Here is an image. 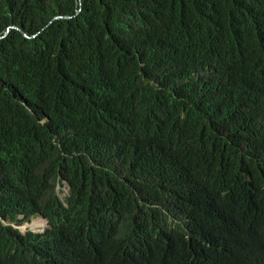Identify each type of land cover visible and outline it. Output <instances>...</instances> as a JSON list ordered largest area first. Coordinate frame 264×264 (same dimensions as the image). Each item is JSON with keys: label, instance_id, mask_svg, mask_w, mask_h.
<instances>
[{"label": "trees", "instance_id": "1", "mask_svg": "<svg viewBox=\"0 0 264 264\" xmlns=\"http://www.w3.org/2000/svg\"><path fill=\"white\" fill-rule=\"evenodd\" d=\"M0 37V264H264V0H0Z\"/></svg>", "mask_w": 264, "mask_h": 264}, {"label": "clouds", "instance_id": "2", "mask_svg": "<svg viewBox=\"0 0 264 264\" xmlns=\"http://www.w3.org/2000/svg\"><path fill=\"white\" fill-rule=\"evenodd\" d=\"M214 52L221 62H226L228 60L220 44L214 46ZM233 133L234 142L238 145L240 143L241 131L236 129ZM171 167L172 161L169 159L162 166L163 178L160 191L156 197L157 207L160 209L169 207L183 208L179 192L171 181ZM38 216H42L45 219L48 223L47 229H49L50 225L48 219L41 214ZM32 219L34 218H31V220ZM29 221L24 222V224ZM15 227L18 228L17 226ZM47 229L43 230V227H40V229L36 231L28 230L26 233L19 230L22 234L26 235L28 232L43 234ZM5 259L10 264H108L106 257L102 253L97 252L90 257H83L78 250L68 244H52L40 239L36 241L29 240L20 253L6 256Z\"/></svg>", "mask_w": 264, "mask_h": 264}, {"label": "rangeland", "instance_id": "3", "mask_svg": "<svg viewBox=\"0 0 264 264\" xmlns=\"http://www.w3.org/2000/svg\"><path fill=\"white\" fill-rule=\"evenodd\" d=\"M61 191L63 192V193H61ZM68 192H69V189L67 188V187H65V188H60V187H58V194H59V196H60V198L62 199V200H64L65 199V196L68 194ZM36 223V225L38 224V226H41V227H43V230H45V229H47L48 228V223L45 221V219L42 217V216H38L37 218H34V219H32L31 221H29L28 223H26V224H32V223ZM26 224H24V225H22V226H17L23 233H26L28 230H32V231H36V230H38V229H40V227H29V228H25V225Z\"/></svg>", "mask_w": 264, "mask_h": 264}, {"label": "bare ground", "instance_id": "4", "mask_svg": "<svg viewBox=\"0 0 264 264\" xmlns=\"http://www.w3.org/2000/svg\"><path fill=\"white\" fill-rule=\"evenodd\" d=\"M35 226H36V227H41V226H38V224L36 225V223L33 222L32 224H26V225H25V228L35 227Z\"/></svg>", "mask_w": 264, "mask_h": 264}, {"label": "water", "instance_id": "5", "mask_svg": "<svg viewBox=\"0 0 264 264\" xmlns=\"http://www.w3.org/2000/svg\"><path fill=\"white\" fill-rule=\"evenodd\" d=\"M57 19H61V18H57ZM24 35H25L26 37H28V35H27L26 33H25ZM0 38H2V37H0Z\"/></svg>", "mask_w": 264, "mask_h": 264}]
</instances>
